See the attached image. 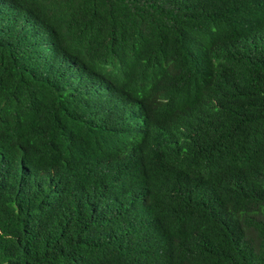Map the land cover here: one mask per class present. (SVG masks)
I'll return each instance as SVG.
<instances>
[{
    "label": "trees",
    "instance_id": "trees-1",
    "mask_svg": "<svg viewBox=\"0 0 264 264\" xmlns=\"http://www.w3.org/2000/svg\"><path fill=\"white\" fill-rule=\"evenodd\" d=\"M0 264H264V0H0Z\"/></svg>",
    "mask_w": 264,
    "mask_h": 264
}]
</instances>
